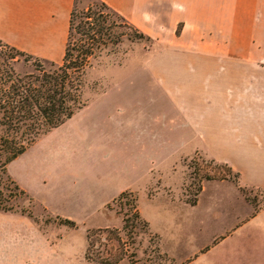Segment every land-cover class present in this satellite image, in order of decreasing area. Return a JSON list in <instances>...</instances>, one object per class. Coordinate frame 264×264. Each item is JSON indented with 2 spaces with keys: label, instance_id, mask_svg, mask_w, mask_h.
<instances>
[{
  "label": "crops",
  "instance_id": "1",
  "mask_svg": "<svg viewBox=\"0 0 264 264\" xmlns=\"http://www.w3.org/2000/svg\"><path fill=\"white\" fill-rule=\"evenodd\" d=\"M74 1L0 0V38L33 55L62 61ZM101 1L157 44L133 70L148 73L156 86L152 93L166 105L131 110V98L120 94L119 82L103 80L85 104L14 157L27 154L30 169L39 146L38 160L52 187L41 198L43 208L65 205L73 214L99 212L123 191L136 195L143 172L150 175L148 193L162 183L153 173L163 157L159 152H181L186 146L237 172L238 193L239 187L264 192V0ZM11 160L7 169L15 180ZM0 220V263H37V250L30 252L31 226L47 236L56 224L43 227L13 208H0ZM241 230H258L264 239V205L227 228L220 240ZM45 240L52 244L55 239Z\"/></svg>",
  "mask_w": 264,
  "mask_h": 264
},
{
  "label": "rangeland",
  "instance_id": "2",
  "mask_svg": "<svg viewBox=\"0 0 264 264\" xmlns=\"http://www.w3.org/2000/svg\"><path fill=\"white\" fill-rule=\"evenodd\" d=\"M89 4H94L101 12L99 19L106 18L102 24H109L110 33L101 35L90 29L97 40L86 37L78 31L79 17L75 18L71 39L73 51L78 48L92 51L82 75L80 101L85 104L87 98L101 89L103 80L114 79L124 91L120 94L131 98V110L140 106L145 112L166 105L164 100L157 99V95L152 93L151 89L156 86H151L148 73L133 70L150 57V49L157 46L154 40L139 36L115 12L100 6L99 0H75L73 6L78 14V10ZM88 20L95 22L91 17ZM10 60L14 70L21 74L36 73L40 65L45 69L54 67L52 60L36 55L29 59L17 55ZM109 94L117 93L111 90ZM95 105L99 106L97 111H104L101 104ZM7 133L9 137L13 134L0 128V134ZM190 147L186 146L181 152L176 148L159 152L163 157L153 167V173L161 177L162 183L159 181V186L151 187L148 193L145 187L150 183V175L143 172L136 195L128 191L99 212L73 214L62 204L66 209L54 206L49 211L43 208L45 205L41 198H46V190L51 192L52 187H49L44 163L38 160L39 146L34 147L36 161L30 169L27 154H20L9 164L15 180L28 189L27 195L19 193L11 181L12 176L7 169L9 161L3 171L1 162L9 150L7 146H0V206L11 205L16 210L24 208V212L43 227L49 222L56 224L46 232L47 236L52 235L55 239L52 244L45 240L47 236L31 226L30 252L36 249L39 256L35 264H101L97 257L105 258L108 264H264L262 232L241 230L220 240L227 228L242 222L264 205V192L239 187L238 193L237 182L231 179L233 172L225 164L211 161L199 151L191 153ZM184 152L191 154L180 159ZM223 174L233 182L222 180L220 175ZM207 175L211 177L206 178ZM159 187L164 189V193L156 192ZM49 197L53 201L51 195ZM247 203L252 206L250 214H247L250 210ZM137 210L140 217L135 215ZM62 212L71 213V216ZM55 215L69 217L75 220L76 225L60 223ZM124 216L129 218L126 227L123 225ZM142 220L147 223L143 224ZM0 223L3 221L0 220ZM106 226L109 230L105 229ZM88 230L91 234L89 254L93 259L85 257ZM15 253L14 246L10 254ZM1 255L0 251V257L4 256Z\"/></svg>",
  "mask_w": 264,
  "mask_h": 264
},
{
  "label": "trees",
  "instance_id": "3",
  "mask_svg": "<svg viewBox=\"0 0 264 264\" xmlns=\"http://www.w3.org/2000/svg\"><path fill=\"white\" fill-rule=\"evenodd\" d=\"M99 1L100 6L107 7L115 12L105 2ZM76 11L75 6H73L70 11L69 32L63 59L60 63L51 61L54 64L53 68L45 69L40 67V65L37 67L38 71L36 73L26 72L21 74L16 72L10 63V59L17 55H23L25 59H29L33 55L8 44L0 38V55L2 59L0 60V128L7 130V132H13L11 137H9L8 133L6 135L0 134V146H7L9 150V153L1 162L3 171L4 165L21 153L37 135L60 124L71 116L76 108L84 104V102L80 101L82 75L92 51L89 48H78L76 52L73 51L71 39L75 18L79 17V22L77 23L78 31L85 34L86 37L97 40L94 34L90 33V29L94 32H99L101 35H108L110 32L108 31L109 24L107 26L102 24V21L104 22L106 18L99 19L98 16L101 15V12L97 11L94 4H89L86 8L78 10V14ZM117 15L123 22L130 25L139 36L150 39L148 35L138 30L121 15ZM83 17L86 18L83 20ZM89 17L94 18L95 22L88 20ZM86 22L88 25H86ZM94 24L97 25V28H95ZM211 161L214 160L211 159ZM225 165L229 171L233 172L229 165ZM210 177L206 176V178ZM225 177L227 176L224 174L220 175V178ZM231 179L237 182L238 173L233 172ZM11 181L15 184L19 193L27 195V192L15 183L14 179L11 178ZM127 192L123 191L119 196ZM192 201L191 203H194ZM0 208L8 210L12 209L13 206H0ZM22 211L24 212L25 209L23 208ZM135 215L140 217L138 210ZM56 217L60 223L70 226L76 225L75 220L69 217ZM128 221V216H124L123 225L125 227L128 225ZM142 221L143 224L147 223L146 220ZM105 229L109 230L108 226ZM90 235V230H88V244L85 251L87 259H93L89 254ZM117 238L120 239L119 236ZM96 259L101 264H108L105 258L97 257Z\"/></svg>",
  "mask_w": 264,
  "mask_h": 264
}]
</instances>
